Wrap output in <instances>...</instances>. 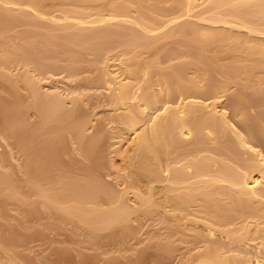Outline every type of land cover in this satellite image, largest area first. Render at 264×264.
<instances>
[{
	"label": "bare ground",
	"instance_id": "bare-ground-1",
	"mask_svg": "<svg viewBox=\"0 0 264 264\" xmlns=\"http://www.w3.org/2000/svg\"><path fill=\"white\" fill-rule=\"evenodd\" d=\"M74 255L264 264V0H0V264Z\"/></svg>",
	"mask_w": 264,
	"mask_h": 264
},
{
	"label": "rangeland",
	"instance_id": "rangeland-1",
	"mask_svg": "<svg viewBox=\"0 0 264 264\" xmlns=\"http://www.w3.org/2000/svg\"><path fill=\"white\" fill-rule=\"evenodd\" d=\"M169 46H171V47H176L177 44H176V43H170ZM46 60H48V59H43V58H42V61H46ZM226 60H227V59H226ZM64 63H66V61H64V60H59V62H58V64H61V65L64 64ZM64 65H65V64H64ZM216 76L218 77V76H220V74L216 73ZM251 91H252V90H251ZM62 229H63V228H62ZM68 232L70 233V230H67V229L64 228V229L62 230V232H61V230L59 231V233H58L59 235L56 234V238L59 239L58 236H61V237L63 236V238H65L66 235L69 236V233H68ZM61 233H62V234H61ZM60 234H61V235H60ZM64 236H65V237H64ZM68 236H67V238H69ZM67 238H66V239H67ZM36 240L39 241V239H35L34 241H32L33 244H34L35 242L38 244V245H37V244L35 243V244H34V248L38 247V248L40 249V245H41V247H42L43 249H45V250H43L44 253H46V254L49 253V255L52 256V257H55V256H56V254L53 253V249H54L53 247H54L55 245H57V244L53 245L54 242H52V241H47L45 244H44V243L42 244L41 240H40L39 242L36 241ZM48 242H50V243H48ZM40 243H41V244H40ZM51 243H53V244L51 245L52 247L50 246ZM56 243H57V242H56ZM33 244H32V245H33ZM39 244H40V245H39ZM43 246H44V247H43ZM46 246H47V247H46ZM51 248H52V250H51ZM36 249H37V248H36ZM84 249H85V248H84ZM49 250H50V252H49ZM88 250H89V251H88ZM88 250H86V252H89V253H91L90 250H92L93 252H94V251H95V252L98 251L97 249H88ZM45 251H47V252H45ZM51 252H52V253H51ZM93 252H92V253H93ZM50 253H51V254H50ZM75 253H76V251H75ZM75 253H74V254H75ZM73 258L76 259L75 255H74V257H72L71 259L67 260V262L70 263V264H71V263H72V264H74V263H75V264H78L77 261H76L77 263H76V262H73ZM97 258H98V261H95L96 263L93 262L94 260L92 261L93 263H91V262H90V263H91V264H98V263L103 259V258H101V257H97ZM100 259H101V260H100ZM69 261H70V262H69ZM74 261H75V260H74ZM102 261H104V259H103ZM97 262H98V263H97ZM101 263H102V262H101ZM101 263H99V264H101ZM103 263H104V262H103ZM103 263H102V264H103ZM171 264H173V263H171Z\"/></svg>",
	"mask_w": 264,
	"mask_h": 264
}]
</instances>
